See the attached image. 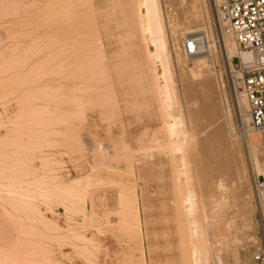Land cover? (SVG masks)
<instances>
[{
    "label": "rangeland",
    "instance_id": "374dc122",
    "mask_svg": "<svg viewBox=\"0 0 264 264\" xmlns=\"http://www.w3.org/2000/svg\"><path fill=\"white\" fill-rule=\"evenodd\" d=\"M188 1L157 2L171 104L154 93L132 0H0V264H245L264 246L246 142L259 137L211 1L197 23ZM190 30L214 40L207 71H188ZM167 120L185 134V161L160 149Z\"/></svg>",
    "mask_w": 264,
    "mask_h": 264
},
{
    "label": "bare ground",
    "instance_id": "6f19581e",
    "mask_svg": "<svg viewBox=\"0 0 264 264\" xmlns=\"http://www.w3.org/2000/svg\"><path fill=\"white\" fill-rule=\"evenodd\" d=\"M133 2L130 3L132 5H134V24H135V28H136V31H137V34H138V39H139V44L141 45L143 51H144V56L146 58V62L149 66H152L150 69V71H152V74H151V77H152V81H153V86H154V93L156 94V96H162L164 98L161 99L159 102L162 103L164 101L166 102H169L171 104H173L172 102L174 100H171V95L173 94L172 93V90H171V86H170V83L171 80L169 81V72H167L168 70V66H167V60H166V55H165V41H164V30H163V25H162V16L160 14L161 11H159L158 9V0H132ZM189 6L186 8L183 6V10H182V13H183V16H184V19H187V20H190L192 21L193 23H197L198 21H202L203 19V13L201 12L202 11V3L199 1V0H189ZM129 6V5H127ZM133 7V6H132ZM204 8V7H203ZM75 10V9H74ZM54 12V11H53ZM205 13V12H204ZM206 14V13H205ZM161 16V17H160ZM206 17V15H205ZM70 18V17H69ZM201 18V19H200ZM205 20V19H204ZM205 22V21H204ZM207 22V20H206ZM206 29V28H205ZM208 32L209 29H208ZM223 33V37H222V41H224V44H225V47H226V60H225V64H226V69L228 70V73H230V76L231 74L234 75V84L236 85L237 89L239 90L241 88V79L240 77L235 74V71H236V66L233 64V60L232 58H239V59H245L247 56L242 54L239 52V50L237 49V47L233 44V42H231L230 40V35L227 31L225 32H222ZM185 34V33H184ZM71 35V34H70ZM210 34H207V32L205 30H190L188 31L184 36L181 37V40L182 42L184 43V38L186 36H192L193 38L196 39L197 41V44H198V51H197V54L193 57H189L187 58L188 60H190L192 62V67L190 69H188V71H191L192 69H203L205 71L209 70V65H210V60L211 58L209 59L208 61V57L210 55L212 49H213V46H214V40H212V38L209 36ZM66 42V41H65ZM59 43V42H57ZM59 48V47H56V49ZM167 49V47H166ZM58 50V49H57ZM167 52V50H166ZM213 54V53H212ZM168 55V54H167ZM168 57V56H167ZM211 57V56H210ZM169 58V57H168ZM207 59V60H206ZM170 59H168L169 61ZM170 62V61H169ZM138 65V64H137ZM170 66V65H169ZM147 67V66H146ZM171 70V69H170ZM149 71V70H148ZM202 71V70H201ZM205 73V72H203ZM207 73V72H206ZM234 73V74H233ZM150 76V75H149ZM204 77V76H203ZM220 83V82H219ZM202 85H206V86H209V82L207 79H203V82H202ZM220 85V84H219ZM153 89V90H154ZM239 93V96L237 97V103H238V107H239V110L240 112H242L244 118H248V114L246 112L247 110V107H246V101H245V97H244V94H242L243 92L242 91H238ZM171 99H170V98ZM159 98V97H158ZM161 98V97H160ZM159 98V99H160ZM158 99V100H159ZM167 99V100H165ZM169 100V101H168ZM207 100L210 101V103H214L215 102V99L213 97V95L211 93L208 94L207 96ZM171 101V102H170ZM163 103V104H164ZM161 104V105H163ZM165 105L166 107H169V109L173 108L172 105L171 107L170 106H167L169 104H164L163 105V109L165 108ZM168 109V108H167ZM167 109H164V110H167ZM168 109V110H169ZM167 110V112H168ZM171 111V110H170ZM39 113V112H38ZM44 113V112H43ZM166 113V112H165ZM41 115V114H40ZM39 115V116H40ZM83 116V115H82ZM171 116V115H170ZM226 115H224V117H226ZM173 118V117H172ZM176 118V117H175ZM177 119V118H176ZM221 119L223 120V117H221ZM110 121V120H108ZM178 121V120H177ZM171 122V121H170ZM173 122V121H172ZM179 122V121H178ZM175 123V122H174ZM173 123V124H174ZM166 124V128H164L166 130V133L167 134V137L166 140L168 139L169 140V143L167 144V146H163V147H160V149H164V147H166L168 150H169V156H172L171 154H179V156L181 155V158L183 161H185V155H186V145H185V134L182 133V131L180 132V128L178 125H177V122L175 123V125L173 126L172 123L171 124H168V120L167 122L165 123ZM179 129H178V127ZM227 125H229V123H227ZM227 125L225 124L224 126L227 127ZM164 127V126H163ZM247 129H248V132L250 133H256L260 139V136L257 132H255L251 127H250V123L249 121L247 122V125H246ZM219 128V129H218ZM218 130H216L217 132H220L221 130H223V126L222 125H219L218 126ZM228 129H229V126H228ZM232 135L231 133V130H230V136ZM247 135V134H246ZM255 135H252L250 134L249 136H247V139H246V142L247 144L253 149L254 151V156H255V170L257 172V174H261V176H264V149H263V145L261 141V139L259 140ZM225 141V149L227 151H231L233 150L234 146L232 144V141H228V140H224ZM228 144V145H227ZM188 145V143H187ZM157 146V145H156ZM102 147V146H101ZM262 147V150H263V156H261L260 154V149ZM98 148V147H97ZM155 147H153V150H154ZM165 148V149H166ZM95 156V155H94ZM99 157V156H98ZM173 157V156H172ZM91 158V157H90ZM184 163V162H183ZM230 172H231V175L233 177H235L238 181L239 179H241V176L239 174V169H238V166L237 165H234L232 167V169H230ZM219 181V180H218ZM217 183H220L218 182ZM254 181H255V178L252 179V182H253V186H254ZM223 181L222 183L220 184H217V188L218 189H221L223 188ZM68 189V188H67ZM70 190V189H69ZM65 191V190H64ZM63 192V191H62ZM73 194V193H72ZM78 194V193H77ZM189 195V194H188ZM63 196V195H62ZM20 197V196H19ZM23 197V196H22ZM21 197V198H22ZM39 197V196H38ZM76 197V196H75ZM126 197V196H125ZM189 197V196H188ZM121 198V197H120ZM28 199V198H27ZM183 199V198H182ZM190 198H188L186 202H184L183 204H185L186 208L189 209V207L191 206V204H189V207H187L188 203L190 202L189 200ZM186 199L184 198L183 201H185ZM192 200V199H191ZM210 202V201H209ZM26 203V202H25ZM182 203V202H181ZM195 203V202H194ZM132 204V203H131ZM30 205V204H29ZM28 205V207H29ZM131 206V205H130ZM33 206H30V209L32 208ZM26 208V207H25ZM66 208V207H65ZM137 208V207H136ZM194 208V207H193ZM35 208H33L32 210H34ZM185 211V209H183ZM26 211V210H25ZM137 211V209H136ZM187 211V210H186ZM185 211V212H186ZM32 212V211H31ZM184 212V213H185ZM35 213V212H34ZM194 210L192 209L191 211L188 210L187 213L183 214V218H192V215H193ZM37 214V212H36ZM198 214V213H197ZM38 216V215H37ZM185 216V217H184ZM187 216V217H186ZM193 217H195L193 215ZM198 217V216H197ZM194 219V220H193ZM190 220L189 219V223H190ZM191 224L195 225L197 224L194 223L195 221V218H192L191 220ZM186 222V220H185ZM188 222H186L184 225H189V223L187 224ZM190 224V225H191ZM193 225V226H194ZM193 228V227H192ZM250 241V240H249ZM263 241H264V235H263ZM203 245V243L201 244V246ZM203 248V247H202ZM202 248H201V251H202ZM264 248V246H263ZM204 249V248H203ZM198 250V249H197ZM264 250V249H263ZM200 251V250H199ZM200 251V252H201ZM197 253V252H196ZM198 257L194 258V261L197 260L199 258L201 259H204L205 256H206V253L205 251L203 250V252L200 253V257H199V253L197 255ZM199 259V260H201ZM196 261V263H198ZM193 263V262H192ZM199 264V263H198Z\"/></svg>",
    "mask_w": 264,
    "mask_h": 264
},
{
    "label": "built area",
    "instance_id": "2783aa9c",
    "mask_svg": "<svg viewBox=\"0 0 264 264\" xmlns=\"http://www.w3.org/2000/svg\"><path fill=\"white\" fill-rule=\"evenodd\" d=\"M210 1L219 31H227L241 55L247 56L236 58L235 74L241 79L250 126L259 134L264 149V0ZM197 51L196 39L186 36L184 56L193 57ZM254 190L264 222V176L256 177ZM245 264H264L263 247L257 246Z\"/></svg>",
    "mask_w": 264,
    "mask_h": 264
}]
</instances>
